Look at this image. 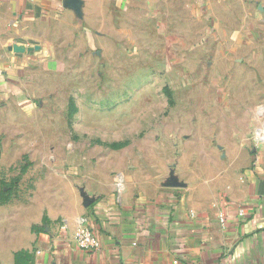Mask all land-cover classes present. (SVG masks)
<instances>
[{
    "label": "rangeland",
    "instance_id": "rangeland-1",
    "mask_svg": "<svg viewBox=\"0 0 264 264\" xmlns=\"http://www.w3.org/2000/svg\"><path fill=\"white\" fill-rule=\"evenodd\" d=\"M151 4L144 18L59 37L71 40L59 71L33 80L32 117L12 121L25 129L0 117V171L11 173L1 197L30 174L28 185H49L57 203L85 163L163 184L201 178L204 167L226 181L264 153L263 32L259 40L248 25L175 17Z\"/></svg>",
    "mask_w": 264,
    "mask_h": 264
},
{
    "label": "crops",
    "instance_id": "crops-1",
    "mask_svg": "<svg viewBox=\"0 0 264 264\" xmlns=\"http://www.w3.org/2000/svg\"><path fill=\"white\" fill-rule=\"evenodd\" d=\"M151 3L169 7L172 16L237 23L240 30L248 25L259 40L264 34V0H0L5 126L25 129L12 121L32 117L34 94L40 92L33 80L59 71L60 48L80 33L81 25L144 18ZM13 45L25 50L15 52ZM238 166L231 163L230 173L236 174ZM106 167H77L76 186L66 187L57 203L51 202L49 185L40 191L28 185L30 174L8 198L0 196V264H17L15 253L21 251L29 259L20 264H264V153L226 181L213 179L204 167L201 178L164 184L123 170L112 174ZM10 175L0 171V181ZM80 216L98 238L94 251L79 249L71 239ZM60 219L69 230L65 239L53 241L52 226Z\"/></svg>",
    "mask_w": 264,
    "mask_h": 264
},
{
    "label": "built area",
    "instance_id": "built-area-1",
    "mask_svg": "<svg viewBox=\"0 0 264 264\" xmlns=\"http://www.w3.org/2000/svg\"><path fill=\"white\" fill-rule=\"evenodd\" d=\"M68 230V224L65 220H57L52 226L50 234L51 240L58 241L65 239ZM71 239L79 249L84 251H94L99 246L98 238L85 216H80L78 218L76 227L72 231Z\"/></svg>",
    "mask_w": 264,
    "mask_h": 264
},
{
    "label": "trees",
    "instance_id": "trees-1",
    "mask_svg": "<svg viewBox=\"0 0 264 264\" xmlns=\"http://www.w3.org/2000/svg\"><path fill=\"white\" fill-rule=\"evenodd\" d=\"M48 222L46 217H43V224H46ZM28 253L25 251L17 252L15 253V261L17 264H20L23 261L28 260Z\"/></svg>",
    "mask_w": 264,
    "mask_h": 264
},
{
    "label": "water",
    "instance_id": "water-1",
    "mask_svg": "<svg viewBox=\"0 0 264 264\" xmlns=\"http://www.w3.org/2000/svg\"><path fill=\"white\" fill-rule=\"evenodd\" d=\"M12 49L15 51V52H23L25 49L23 47H20V46H17V45H13L12 46ZM33 49H38V46H35V47H29L28 50H33Z\"/></svg>",
    "mask_w": 264,
    "mask_h": 264
},
{
    "label": "bare ground",
    "instance_id": "bare-ground-1",
    "mask_svg": "<svg viewBox=\"0 0 264 264\" xmlns=\"http://www.w3.org/2000/svg\"><path fill=\"white\" fill-rule=\"evenodd\" d=\"M262 135H263V139H264V129L262 130Z\"/></svg>",
    "mask_w": 264,
    "mask_h": 264
}]
</instances>
